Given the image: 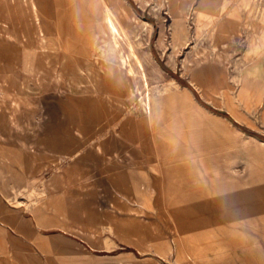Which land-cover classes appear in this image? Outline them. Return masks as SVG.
Listing matches in <instances>:
<instances>
[{
    "label": "rangeland",
    "instance_id": "1",
    "mask_svg": "<svg viewBox=\"0 0 264 264\" xmlns=\"http://www.w3.org/2000/svg\"><path fill=\"white\" fill-rule=\"evenodd\" d=\"M127 1L124 33L111 32L104 0H75L58 50L37 49L56 34H0V74L13 55L2 48L6 37L27 41L16 57L41 55L49 74L30 96L20 79L0 96L2 107L17 99L22 124L1 117L0 264H264V142L248 134L264 140V76L247 75L250 61L264 62V0H186L180 13L170 0ZM32 2L54 16L55 0ZM40 16L37 25L50 24ZM227 23L237 32L221 28ZM66 51V67L56 65ZM50 77L59 81L57 99L43 91ZM76 83L99 92L72 91ZM48 101L57 138L44 135L56 129ZM125 115L151 119L129 124ZM154 130L174 163L206 159L202 201L212 204L202 227L190 185L159 164ZM145 182L150 191L135 190ZM218 183L249 210H215Z\"/></svg>",
    "mask_w": 264,
    "mask_h": 264
},
{
    "label": "crops",
    "instance_id": "2",
    "mask_svg": "<svg viewBox=\"0 0 264 264\" xmlns=\"http://www.w3.org/2000/svg\"><path fill=\"white\" fill-rule=\"evenodd\" d=\"M3 4V10L0 11V19H2L3 22H5V24L0 23V34H9V35H15L16 37H18V35H31L32 33H39L41 35H43V33H50V34H56L57 37H55V41H51L50 43L48 42H43L42 44V40H41V44L39 47H37V49L39 50H44L45 47L43 46H49V49H57L58 50V40L61 39V34H62V29H63V25H64V21L67 22V25L70 26V21L73 18V15L75 14V0H55V5L51 6V10L53 11L54 9V16H52L51 14L48 15L47 10H48V5L45 6V8L38 6L36 4L32 5L31 3L32 0H0ZM246 2H248L246 0ZM247 4V3H246ZM35 6V7H34ZM248 6V4L246 5ZM50 8V6H49ZM4 12V13H3ZM41 12L42 14H47V18L48 20L45 21L46 23H50L49 25H37L36 21L39 19V17H41ZM41 21V20H40ZM221 28H225V30L231 34H234L235 29L234 26L231 23H227V24H223L221 26ZM6 39V40H4ZM2 44H5L2 48L3 49H7L9 51H12L13 55L4 59V64L3 65H9L10 69L9 70H4V73L0 74V96L5 94L6 92V85L9 84L10 86H13L15 88V84L16 82L20 79L21 82L19 83V90L20 92H22L25 96H30L31 91L36 90V89H40L41 88V80L43 79L44 74H48L47 72V65L48 63L46 62L47 60L42 57L41 55L39 57H33L31 53H21L20 57H16V52L17 51H23L26 48H29V46H27L28 42L27 41H12L10 40V38L6 37L2 39ZM1 43V41H0ZM47 48V49H48ZM264 55V54H263ZM261 55V57L263 56ZM66 57L72 58V55H69V52L66 51L64 56L62 58L59 59V57L57 56V61H56V65L59 66H63L66 67L65 65V61L64 59ZM261 58L255 59L253 61H250L249 64L255 65L258 63H261L262 65H264L263 61H258ZM264 60V59H263ZM8 62V63H6ZM251 67V69H252ZM72 68H75V59H74V65ZM251 69H249L248 71V76H252L253 78H255L253 75H250L249 72L251 71ZM77 70V69H76ZM73 71V70H71ZM77 75H80L79 71L77 70L75 72ZM72 74V73H71ZM49 75V74H48ZM53 81V85L50 87V89L46 88L45 90H52L49 95L46 97L48 99L51 98H55L57 99L58 97V93L57 90L59 88L58 86V78H53L50 77ZM258 78H262V77H258ZM257 78V79H258ZM172 80V79H171ZM252 82V79H249ZM259 80V79H258ZM33 82V84H32ZM178 82V81H177ZM179 83V82H178ZM77 85L72 86V91H75V88L77 90H81V91H90V92H99V87H97V85H81L80 83H76ZM179 86H181V84L179 83ZM182 87V86H181ZM185 89H187L188 91H190L191 93H193L189 88L184 87ZM57 103V102H56ZM53 104L51 101H48V109H47V114L52 115L53 119H52V123L55 125V130H46L44 135L46 138H57L58 136V128H59V120L57 117V111L54 110L53 108ZM197 104L206 112L207 111L211 112L207 107L203 106L202 104H200L199 102H197ZM32 105V103L29 101L27 103V112H33L34 110L30 107ZM207 109V111L205 110ZM19 112V103L17 101V99H13L10 102L9 106H4L2 107V105L0 104V139H4L5 136L3 134V121L1 119L2 116H5L9 122V126L11 128H13V126L16 127H21L22 124L20 122V117L18 115ZM231 116V114H233L232 112H228ZM211 114L214 115L213 112H211ZM30 116L27 117V124L31 125L32 123L30 122ZM124 117H126L128 119L129 124H133L136 121L139 123H142L144 120H149L151 118H149L148 116L142 117H136V116H132V115H125ZM232 118V116H231ZM232 120H234L232 118ZM235 121V120H234ZM48 122H45L46 127L48 128ZM236 123H238L237 121H235ZM240 124V123H238ZM241 133L250 136V137H254L255 139H260L262 142H264V140H262L260 137H258L257 135L248 133L246 134L245 132H243L242 130H240ZM153 136L155 139V142L157 143V146L159 148V157H158V161L159 164L161 165V167H163L164 171L167 174H171L173 176H182L184 182L186 183V186L190 185V191H189V201L192 203L191 207H189L190 209H195V210H199L200 211V221H201V227L202 225H204V216L207 210H209L211 208V204L206 201H202V199L204 198L203 193H206L207 190H209L210 188H206V180L208 179V169L209 166L207 164V162L204 159H193L190 160L187 159L188 161H186V164L183 163L181 161L184 160H180L181 163H174L177 162L174 157L175 156H171L169 154H167V156L161 154V149H160V143H159V138H158V133H156V131L154 130L153 132ZM73 142H75V138H72ZM101 148L98 146L97 150L99 151ZM178 160V161H179ZM137 162H131L130 164L126 165L127 168L131 169L133 168L134 165H136ZM123 181L125 180V183L128 184L131 181V176L130 173L125 174L122 176ZM124 183V182H123ZM125 188H129L128 186ZM152 188V186L148 183H140L138 184V186H135V190L138 191H150ZM217 189L219 192V195L217 197V203L215 206V210L217 209V211H220L221 214L224 215V211L227 210H249L248 208H243L241 209V202H236L234 201V197L230 196V194H233L232 192H229V190L233 189L231 188L229 185L225 187V185L223 183L217 185ZM226 193H230V194H226ZM229 195V196H228ZM249 205V204H248ZM233 215V214H232ZM239 212L236 214V216H239ZM240 217V216H239Z\"/></svg>",
    "mask_w": 264,
    "mask_h": 264
},
{
    "label": "bare ground",
    "instance_id": "3",
    "mask_svg": "<svg viewBox=\"0 0 264 264\" xmlns=\"http://www.w3.org/2000/svg\"><path fill=\"white\" fill-rule=\"evenodd\" d=\"M106 4V21L108 26L110 27L111 32L115 34H119L120 32L124 33L123 28V9L126 7H131L127 0H104ZM186 0H170V8L173 13H180L183 10L184 2ZM248 1V0H247ZM205 9V8H204ZM147 22H138L136 23L137 27H143L146 29ZM115 43L118 44V41L115 38ZM264 57V55H263ZM122 63L125 64L126 60L122 58ZM140 66L143 67L142 62L140 61ZM125 66V65H124ZM250 75H253L255 78L263 77L264 76V68L261 63L253 65L251 71L249 72ZM172 81L179 85V83L172 78ZM149 104V103H148ZM198 118V117H197ZM195 118V121L198 123L200 119Z\"/></svg>",
    "mask_w": 264,
    "mask_h": 264
},
{
    "label": "trees",
    "instance_id": "4",
    "mask_svg": "<svg viewBox=\"0 0 264 264\" xmlns=\"http://www.w3.org/2000/svg\"><path fill=\"white\" fill-rule=\"evenodd\" d=\"M262 139V138H261ZM263 140V139H262Z\"/></svg>",
    "mask_w": 264,
    "mask_h": 264
}]
</instances>
